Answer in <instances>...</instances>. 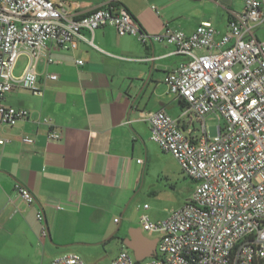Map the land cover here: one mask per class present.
<instances>
[{
	"label": "crops",
	"instance_id": "0c3cea01",
	"mask_svg": "<svg viewBox=\"0 0 264 264\" xmlns=\"http://www.w3.org/2000/svg\"><path fill=\"white\" fill-rule=\"evenodd\" d=\"M63 1L76 18L99 7H124L149 34L170 26L188 35L204 22H211L221 32L229 30L231 16L242 12L245 3ZM256 35L264 40V22ZM93 40L95 46L80 40L77 48L69 51L50 42L35 66L43 94L17 86L5 97L7 105L25 108L30 115L15 126L0 125V138L8 140L0 144V264H36L38 247L46 254L53 240L71 242L67 243L73 251L70 253L83 257L89 249L76 242V237L85 232L118 239L122 250L130 234L142 229L141 216L135 215L137 208L160 220L184 204L164 218L147 202L141 207L155 193L151 182L154 173L169 176L182 171L177 159L151 139L148 116L160 109L174 117L182 116L185 103L169 91L165 77L187 58L173 54L171 44L142 43L134 35H120L114 26L97 29ZM48 57L53 61L48 62ZM79 60L84 63L79 64ZM29 62V56L22 54L15 75H20ZM46 73H56L59 78L48 79ZM45 118L62 133L60 140L48 139L50 127ZM180 125L187 134L192 133L185 117ZM24 135L35 138V143L23 142ZM16 183L31 189L34 204L27 205L16 194ZM39 210L44 212L49 228L47 238L41 235ZM113 213L121 216L118 221L115 218L118 232L114 234L113 222L110 227L105 224V218ZM64 232L74 235L75 241H65ZM112 260L113 255L105 262Z\"/></svg>",
	"mask_w": 264,
	"mask_h": 264
},
{
	"label": "built area",
	"instance_id": "2783aa9c",
	"mask_svg": "<svg viewBox=\"0 0 264 264\" xmlns=\"http://www.w3.org/2000/svg\"><path fill=\"white\" fill-rule=\"evenodd\" d=\"M263 22L264 0H245L244 10L231 16L225 32L204 22L190 35L170 26L149 34L124 7H99L76 18L63 0H0V125L15 126L29 118V110L4 100L17 86L43 94L35 66L52 41L67 51L76 49L80 40L95 46V31L114 26L120 35H134L142 43L171 44L173 54L187 58L165 77L169 91L185 103L182 116L160 109L150 112L148 120L151 139L195 182L193 195L164 219L142 214L143 231L157 236L156 256L137 260L124 246L109 264H264V40L256 35ZM22 54L30 62L15 75ZM45 77L57 80L59 75ZM208 116L219 120L214 136ZM182 117L191 125L198 121L194 134L183 130ZM44 123L50 127L48 139L62 138L50 118ZM21 140L35 143L28 135ZM6 142L0 138L1 145ZM15 192L27 205L36 202L21 183L15 184ZM37 219L47 238L42 210ZM52 264L86 262L77 253H67Z\"/></svg>",
	"mask_w": 264,
	"mask_h": 264
},
{
	"label": "rangeland",
	"instance_id": "374dc122",
	"mask_svg": "<svg viewBox=\"0 0 264 264\" xmlns=\"http://www.w3.org/2000/svg\"><path fill=\"white\" fill-rule=\"evenodd\" d=\"M208 124L210 135L214 136L217 133V125L219 120L216 117L208 116ZM192 128L198 129V121H194L191 125ZM151 182L155 184V193L147 197L144 202H142L141 207L145 202L149 205L155 206L156 209L162 214L159 217H166L169 212L173 209L178 208L180 205L190 199L194 192L195 182L185 176L182 171L178 170L174 174H155L154 178H151ZM143 212L140 208H137L135 215L142 216ZM119 219L121 216L118 213H113V215L107 216L105 218V224L109 227L113 222V234L117 233L118 226L115 225V218ZM115 225V226H114ZM117 231V232H116ZM145 235L150 238H156L157 236L144 231ZM65 241H75L74 235L64 232L63 234ZM73 239V240H72ZM109 236H100L95 234H89L85 232L79 234L76 237V242L83 243L84 247L88 248V255H84L83 258L86 264H109L110 261H106L107 257L113 255V260L119 255L120 243L118 239L109 240ZM51 247L47 248L46 254H43V247H38L36 254V264H52V262L67 253L73 252L70 250V245L67 243L71 242H57L53 240Z\"/></svg>",
	"mask_w": 264,
	"mask_h": 264
},
{
	"label": "water",
	"instance_id": "95a60500",
	"mask_svg": "<svg viewBox=\"0 0 264 264\" xmlns=\"http://www.w3.org/2000/svg\"><path fill=\"white\" fill-rule=\"evenodd\" d=\"M128 240L124 242L125 246L131 249L137 260L157 255V238H150L144 234L142 229H135Z\"/></svg>",
	"mask_w": 264,
	"mask_h": 264
},
{
	"label": "trees",
	"instance_id": "16d2710c",
	"mask_svg": "<svg viewBox=\"0 0 264 264\" xmlns=\"http://www.w3.org/2000/svg\"><path fill=\"white\" fill-rule=\"evenodd\" d=\"M256 264H262V262L261 261H258Z\"/></svg>",
	"mask_w": 264,
	"mask_h": 264
}]
</instances>
